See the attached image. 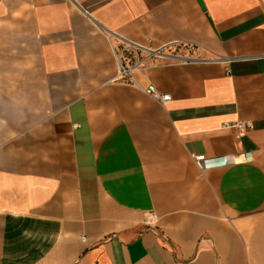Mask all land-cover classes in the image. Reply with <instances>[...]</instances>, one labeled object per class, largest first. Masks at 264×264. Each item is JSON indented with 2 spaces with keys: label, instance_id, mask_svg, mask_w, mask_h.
Masks as SVG:
<instances>
[{
  "label": "crops",
  "instance_id": "1",
  "mask_svg": "<svg viewBox=\"0 0 264 264\" xmlns=\"http://www.w3.org/2000/svg\"><path fill=\"white\" fill-rule=\"evenodd\" d=\"M201 2L0 0V264H264V0Z\"/></svg>",
  "mask_w": 264,
  "mask_h": 264
},
{
  "label": "built area",
  "instance_id": "2",
  "mask_svg": "<svg viewBox=\"0 0 264 264\" xmlns=\"http://www.w3.org/2000/svg\"><path fill=\"white\" fill-rule=\"evenodd\" d=\"M82 10L84 14L92 19L87 10ZM109 34L113 35L117 40V43L113 46V54L117 65L116 74L113 78L114 82L137 86V83L133 77L134 72L145 71L149 66L157 64L159 62L168 61L176 63H187L199 62L204 60L199 54L200 47L194 43L177 41L153 48L148 45H144L119 36L114 32H109ZM183 50H188V52H183ZM228 61L229 59L226 58L225 62ZM142 90L161 104H164L170 99L169 94L159 93L152 84L147 85L146 87L142 88ZM227 126H232L237 128L239 131H242L250 128L251 124L248 121H237L228 124ZM251 159L252 157L249 153L243 154L244 161H250ZM232 162H234V158L227 156L205 158L201 155L195 157V163L199 169L223 166ZM153 219L154 216L149 215L146 218L145 222L150 223L151 221H153Z\"/></svg>",
  "mask_w": 264,
  "mask_h": 264
},
{
  "label": "water",
  "instance_id": "3",
  "mask_svg": "<svg viewBox=\"0 0 264 264\" xmlns=\"http://www.w3.org/2000/svg\"><path fill=\"white\" fill-rule=\"evenodd\" d=\"M197 2L199 4V6L203 9V4H202L201 0H197Z\"/></svg>",
  "mask_w": 264,
  "mask_h": 264
}]
</instances>
